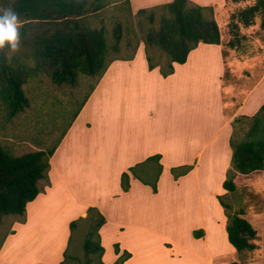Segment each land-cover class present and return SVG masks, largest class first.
I'll return each instance as SVG.
<instances>
[{"label": "crops", "instance_id": "0c3cea01", "mask_svg": "<svg viewBox=\"0 0 264 264\" xmlns=\"http://www.w3.org/2000/svg\"><path fill=\"white\" fill-rule=\"evenodd\" d=\"M126 1L134 15L173 0ZM188 1L212 7L219 32L235 12H228L231 0ZM247 3L240 8L254 0ZM260 63L264 50L226 49L221 36L219 45L200 43L166 78L148 70L142 44L132 60L112 62L49 158V185L3 240L0 264H60L69 224L88 208L105 218L103 264L124 252L130 257L122 264H216L235 252L217 196L230 168L231 121L264 104ZM154 155L156 193L132 175L122 192L121 174ZM180 166L192 169L175 180L170 170Z\"/></svg>", "mask_w": 264, "mask_h": 264}, {"label": "trees", "instance_id": "16d2710c", "mask_svg": "<svg viewBox=\"0 0 264 264\" xmlns=\"http://www.w3.org/2000/svg\"><path fill=\"white\" fill-rule=\"evenodd\" d=\"M243 1L231 0L235 4ZM126 3L128 5V1ZM103 7L101 0H10L6 4L3 9H13L20 24L19 49L12 52L7 44L0 49V105L9 118L29 106L23 86L39 75H45L56 86L70 87L77 85L79 76L95 78L81 108L109 65L114 61L132 60L140 43L144 46L148 70L158 69L163 78L173 74L174 64H184L188 54L200 43L220 44V32L212 7H201L188 0H173L168 4L140 9L134 14L137 32L126 31L124 45L130 52L120 56L122 22L114 23L110 42L103 21L97 28L88 24L87 18L97 15ZM3 14L4 10L0 16ZM257 17H260L259 29L264 32V0H255L253 4L231 13L227 26L232 38L224 43V48L241 47L243 40L239 44V28L254 26ZM129 36L134 39L133 46ZM158 53L164 56V62ZM222 54L225 57V52ZM230 127V168L222 184L225 193L217 196V201L225 218L228 243L236 253L251 252L255 248L251 241L256 238V232L240 216L242 210L231 212L224 198L236 191L234 180L237 176L264 171V104L252 116L235 117ZM59 141L50 150L18 157L10 155L0 145V224L5 216H20L22 218L18 221H23L26 204L49 185V158ZM159 159L160 155H154L123 172L120 176L121 191H129L132 175L156 193L161 172ZM191 169V166H180L171 168L170 173L176 180ZM40 182L45 185L40 186ZM82 224H86L82 243L83 264H103L104 250L99 230L105 224V218L95 208H88L85 218L70 222V236L60 264L79 260L71 248ZM192 235L198 239L202 237V230L193 231ZM114 252L118 254L117 246ZM129 257L124 252L114 264H122Z\"/></svg>", "mask_w": 264, "mask_h": 264}, {"label": "rangeland", "instance_id": "374dc122", "mask_svg": "<svg viewBox=\"0 0 264 264\" xmlns=\"http://www.w3.org/2000/svg\"><path fill=\"white\" fill-rule=\"evenodd\" d=\"M9 1L0 0V13L5 10L3 8H6ZM248 1L244 0L229 5L228 12L234 10L236 12L237 9L234 8H240L241 3L247 5ZM101 3L104 6L103 9L97 15L88 17V24L91 28H97L103 21L107 31V39L110 42L114 23L122 22L123 35L120 56H124L130 52V49H126L124 45L127 40L126 31L137 32V20L133 18L134 15L129 11L125 0H101ZM227 23L219 33L224 43L232 38ZM259 23L260 17H257L254 26L239 28V44L240 40H243L241 44L248 46L250 50L256 51L258 49L262 52L264 50L261 48V46L264 47L262 43L264 32L259 29ZM128 39L133 46V37L129 36ZM157 55L161 62L165 61L163 55L159 53ZM262 65L264 67L263 63L259 64V69H262ZM94 83L95 78L86 76H79L75 87L56 86L43 74L30 79L23 86L29 101V106L23 112L9 118L0 105V145L14 157L39 150L52 149L66 132L73 115L81 109L80 106L90 91L89 86L94 85ZM234 183L236 191L232 195H227L224 201L230 205L231 212L237 213L242 210L240 216L256 232V238L251 241L255 248L251 252H230L228 257L219 260L216 264H264V171L247 176H237ZM44 185V182H40V186ZM21 218L20 216L3 217L0 224V244L10 232L13 223L18 222ZM85 232L86 224H82L71 248L73 255L78 256L79 260L72 261L70 264H83L82 243ZM107 252L112 254V250Z\"/></svg>", "mask_w": 264, "mask_h": 264}, {"label": "clouds", "instance_id": "9594fccd", "mask_svg": "<svg viewBox=\"0 0 264 264\" xmlns=\"http://www.w3.org/2000/svg\"><path fill=\"white\" fill-rule=\"evenodd\" d=\"M7 44L12 52L20 47L19 17L11 8L4 10L0 16V49Z\"/></svg>", "mask_w": 264, "mask_h": 264}]
</instances>
